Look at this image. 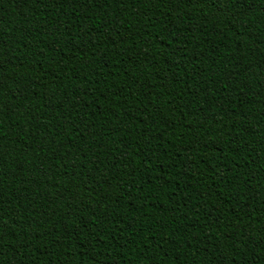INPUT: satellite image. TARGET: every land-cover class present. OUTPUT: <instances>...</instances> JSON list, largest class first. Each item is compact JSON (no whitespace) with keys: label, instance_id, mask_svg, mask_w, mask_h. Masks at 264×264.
Returning a JSON list of instances; mask_svg holds the SVG:
<instances>
[{"label":"trees","instance_id":"trees-1","mask_svg":"<svg viewBox=\"0 0 264 264\" xmlns=\"http://www.w3.org/2000/svg\"><path fill=\"white\" fill-rule=\"evenodd\" d=\"M0 264H264V0H0Z\"/></svg>","mask_w":264,"mask_h":264}]
</instances>
